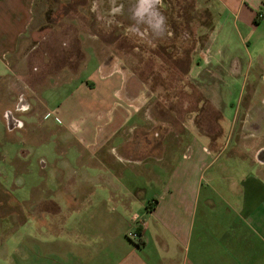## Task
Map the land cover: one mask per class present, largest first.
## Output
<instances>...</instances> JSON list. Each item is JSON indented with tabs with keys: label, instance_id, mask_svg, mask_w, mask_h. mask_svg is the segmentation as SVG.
<instances>
[{
	"label": "crops",
	"instance_id": "0c3cea01",
	"mask_svg": "<svg viewBox=\"0 0 264 264\" xmlns=\"http://www.w3.org/2000/svg\"><path fill=\"white\" fill-rule=\"evenodd\" d=\"M37 1L0 0V264H264V0H199L207 39L183 79L202 98L179 120L115 60L84 57L61 83L29 66L18 55ZM131 1L101 16L159 34V0ZM208 51L219 72H203ZM222 77L251 81L246 107L220 99ZM138 229L142 245L127 238Z\"/></svg>",
	"mask_w": 264,
	"mask_h": 264
},
{
	"label": "rangeland",
	"instance_id": "374dc122",
	"mask_svg": "<svg viewBox=\"0 0 264 264\" xmlns=\"http://www.w3.org/2000/svg\"><path fill=\"white\" fill-rule=\"evenodd\" d=\"M105 1L38 0L35 8L37 15L29 33L22 41L18 56L22 59L26 56L29 66L42 67L44 72L52 74L53 79L49 81L51 83H61L69 75L78 73L85 58L95 59L96 62L115 60L124 71L145 81L148 91L155 92L157 104L165 102L173 105L176 113L171 115L175 119L179 120L184 116L190 119L192 113L179 112L180 107L187 104V107L196 108L194 105L201 102L202 97L196 95L193 89L192 94L188 92L189 86L196 87L195 80L183 78L194 58L196 59L195 41L200 40L203 45V41L207 39V34H202L200 22L209 24V7L199 3V0H159L158 3L162 4V7H158L161 10L159 14L162 16L163 25L158 34L154 32L153 27L147 25L148 22L136 16L125 15L121 19H115L113 15L105 19L100 10L105 7ZM122 1L126 9L132 2ZM212 51H208L209 59L201 63L205 66L203 72L206 71L207 74L220 71L219 63L212 64ZM93 66L91 64L90 68ZM58 68L60 72L55 73ZM250 82L222 77L216 79L214 85L221 89L219 92L224 95L220 99L226 104H240L246 107ZM75 83L76 81L73 82ZM228 83H236L229 95L225 93ZM207 84L206 81L204 85ZM61 89L63 90L55 93L52 98L56 104L54 106L66 96L64 88ZM204 116L205 114L203 118ZM200 130L213 135L222 133L220 136L225 138L229 136L226 128L222 132V129L202 126ZM40 154L38 151V155ZM38 155L34 154L31 159L30 176L42 179ZM30 176L27 177V184L31 181ZM10 179H14L13 173ZM16 242L18 241L13 239L6 248L5 254L9 255L3 258L4 263L8 261L9 252ZM47 249L48 246L45 245V255Z\"/></svg>",
	"mask_w": 264,
	"mask_h": 264
},
{
	"label": "built area",
	"instance_id": "2783aa9c",
	"mask_svg": "<svg viewBox=\"0 0 264 264\" xmlns=\"http://www.w3.org/2000/svg\"><path fill=\"white\" fill-rule=\"evenodd\" d=\"M259 18L263 17L262 13H259L258 15ZM127 238L130 239L131 241H135L136 243H139L140 240L142 239L141 231L138 230H129L127 232Z\"/></svg>",
	"mask_w": 264,
	"mask_h": 264
},
{
	"label": "trees",
	"instance_id": "16d2710c",
	"mask_svg": "<svg viewBox=\"0 0 264 264\" xmlns=\"http://www.w3.org/2000/svg\"><path fill=\"white\" fill-rule=\"evenodd\" d=\"M139 244H140V245H142V244H143V241H142V239L140 240Z\"/></svg>",
	"mask_w": 264,
	"mask_h": 264
}]
</instances>
